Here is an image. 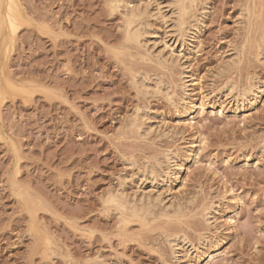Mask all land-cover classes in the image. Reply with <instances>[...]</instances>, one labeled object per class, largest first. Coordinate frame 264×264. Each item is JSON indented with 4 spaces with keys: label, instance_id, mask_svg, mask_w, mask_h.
Returning <instances> with one entry per match:
<instances>
[{
    "label": "rangeland",
    "instance_id": "rangeland-1",
    "mask_svg": "<svg viewBox=\"0 0 264 264\" xmlns=\"http://www.w3.org/2000/svg\"><path fill=\"white\" fill-rule=\"evenodd\" d=\"M185 5L0 0V264H264V0Z\"/></svg>",
    "mask_w": 264,
    "mask_h": 264
},
{
    "label": "bare ground",
    "instance_id": "bare-ground-1",
    "mask_svg": "<svg viewBox=\"0 0 264 264\" xmlns=\"http://www.w3.org/2000/svg\"><path fill=\"white\" fill-rule=\"evenodd\" d=\"M8 1H9V0H8ZM173 1L176 3L177 6L179 5V6H178V7H180L179 9L182 10V8H185V6H186V5H185L186 1H189V0H176L177 2H176L175 0H173ZM15 2H16V0H15ZM129 2H130V1H129ZM127 3H128V1H127ZM177 3H178V4H177ZM6 4H7V3H6ZM129 4H130V3H129ZM147 4H148V3H147ZM147 4H146V5H147ZM187 4H188V3H187ZM144 5H145V4H144ZM2 6H3V5H2ZM138 6H139V5H138ZM147 6H148V5H147ZM177 6H175V7H177ZM132 7H133V6H132ZM134 7H135V6H134ZM136 7H137V6H136ZM136 7H135V8H136ZM144 7H146V6H144ZM128 8H130V7L128 6ZM135 8H134V9H135ZM140 8H141V7H140ZM146 8H147V7H146ZM2 9H3V7H2ZM134 9H131V12H132V10L134 11V15H133V13L131 14V15H133L132 17H135V16L138 17L139 15L142 16V11H141L142 9L140 10L138 7H137V11H136V9H135V10H134ZM138 9H139V10H138ZM144 9H145V8H144ZM144 9H143V14H145V13H144V12H145ZM179 9H177V11H179ZM146 10H147V9H146ZM181 10H180V11H181ZM184 10H185V9H184ZM128 11H129V10H128ZM180 11H179V12H180ZM129 13H130V12H129ZM129 13H128V14H129ZM146 13H147V12H146ZM180 13H181L180 16H182V15H183V14H182L183 11H181ZM177 15H179L178 12H177ZM5 16H6V14H5ZM140 16H139V17H140ZM180 16H179V17H180ZM127 17H128V16H127ZM129 17H130V16H129ZM9 18H10V17H9ZM6 19H7V17H6ZM11 19H12V18H11ZM136 19H137V18H135L134 20H136ZM180 19H181V17H180ZM12 20H13V19H12ZM177 20H179V18H177V19L175 20V21H176L175 23H177ZM180 21H181V20H180ZM180 21H178V23H179ZM138 22H139V21H138ZM181 22L184 23L183 21H181ZM136 23H137V22H136ZM178 23H177V24H178ZM137 24H138V23H137ZM8 26H9V24H8ZM181 26H182V25H181ZM181 26H178V27L181 28ZM4 27H5V26H4ZM174 27H175V26H174ZM134 28H135V27H134ZM137 28H138V26H137ZM175 28H176V27H175ZM187 28H188V27H187ZM187 28H186V29H187ZM0 29H1V28H0ZM9 29H10V28H9ZM139 29H140V26H139ZM139 29H135V32L132 33L133 36H134V38H136V39H139L140 37H142V35H144V32L140 33L141 31H140ZM181 29H183V30H181ZM181 29H178L179 31H178V33H176V35L178 34L179 37H180V30H181V31H184V28H183V27H182ZM176 30H177V29H176ZM176 30H175V32H177ZM129 31H130V30H129ZM187 31H188V30H187ZM9 32H10V31H9ZM130 32H131V31H130ZM175 32H174V33H175ZM10 33H11V32H10ZM184 33H185V32H184ZM141 34H142V35H141ZM181 34H183V32H181ZM6 35H7V34H6ZM10 35H11V34H10ZM130 35H131V34H130ZM178 35H177V37H178ZM181 36H183V35H181ZM4 38H5V37H4ZM6 40H7V39H6ZM6 40H5V41H6ZM1 42H2V41H1ZM3 42H4V41H3ZM8 42H9V40H8ZM0 44H1V43H0ZM3 44H5V43H3ZM3 44H2V45H3ZM2 47H5V46H2ZM2 47H0V48H2ZM0 50H1V49H0ZM1 55H2V54H1ZM229 59H230V62L228 61V65H227L228 67L230 66L229 64H231V66H232V62L234 63V62L236 61V59H234V57H232V56H231V58H229ZM143 84H144V83H143ZM143 84H142V85H143ZM146 84L149 85L148 83H145L144 86H145ZM142 85H141V86H142ZM147 85H146V87L148 88ZM156 86H157V84H156ZM151 87H152V86H150V88H151ZM142 88H144V87L142 86ZM150 88H149V90H150ZM158 88H159V87H158ZM143 90H145V88H144ZM145 91H148V89L145 90ZM150 91H151V90H150ZM247 91H248V90H247ZM137 112H138V111H137ZM142 114H143V112H142ZM143 115H144V114H143ZM143 117H144V116H142V115L138 112L137 114H135L134 121H138V120L141 121V119H142ZM141 126H142V125H141ZM155 174H156V173H155ZM155 174H154V171H150V174H149V175H150L152 178H154V176H152V175H155ZM116 193H118V194H116V195L114 194L112 197L114 198V201L119 200V201H120L119 203H121V201L123 200V196H125V195L122 196V192H116ZM112 194H113V193H112ZM112 194H111V195H112ZM123 194H124V193H123ZM144 196H146V195H144ZM144 196H142V198H141V196H140V197L138 196V198H141V199H135L133 205H132V202H130L131 200L129 201V202H130V205H131V209L134 210L135 213H139L140 211L143 212V209L146 208V207L144 208V206L147 205L148 203H149V204L147 205V207L149 206V208H150V201H151V202L154 201V199H153V200L150 199V198H152V197H149V195H147L149 198H147V196H146L147 200H146V198H145V200H146V202H147V201L150 199V201H149L148 203L145 202L146 204H143V202H144V201H143V197H144ZM125 198H126V197H125ZM135 198H137V197H135ZM124 200H125V202H123V201H122V202L125 203V204H127L128 202H126V201H128L129 199L127 200V198H126V199H124ZM132 200H133V199H132ZM115 203H116V202H115ZM123 205H124V204H123ZM130 205H128V206H130ZM152 205H153V204H152ZM152 205H151V206H152ZM127 209H128V207H127ZM145 211H146V210H144V212H145ZM132 213H133V212H132ZM183 241H185V238H184V239H183V238H180V239L171 240L170 243H171L173 246H175V245H178L179 243H181V242H183Z\"/></svg>",
    "mask_w": 264,
    "mask_h": 264
}]
</instances>
